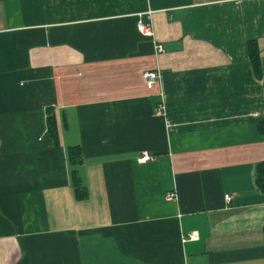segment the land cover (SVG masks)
<instances>
[{
    "label": "crops",
    "instance_id": "obj_1",
    "mask_svg": "<svg viewBox=\"0 0 264 264\" xmlns=\"http://www.w3.org/2000/svg\"><path fill=\"white\" fill-rule=\"evenodd\" d=\"M262 123L264 0H0V264H264Z\"/></svg>",
    "mask_w": 264,
    "mask_h": 264
},
{
    "label": "trees",
    "instance_id": "obj_2",
    "mask_svg": "<svg viewBox=\"0 0 264 264\" xmlns=\"http://www.w3.org/2000/svg\"><path fill=\"white\" fill-rule=\"evenodd\" d=\"M249 55H250V60H251V64L254 70V73L256 75L259 74V64H258V55L256 54L255 51H253L251 48L249 50ZM46 126H47V131L49 132L50 137L54 140V142H57V130H56V124H55V118L52 114L51 111H46ZM260 132L261 134L264 135V123H262L260 125ZM78 148H71L69 153H70V157L72 159V161H79L80 159V155L78 154ZM78 163V162H76ZM73 184H74V192H75V197L78 200H83L86 198L87 194L85 189L80 186V184L78 183V179L77 178H73ZM256 186L257 188L264 192V163L259 164L256 168ZM264 233V231H263Z\"/></svg>",
    "mask_w": 264,
    "mask_h": 264
},
{
    "label": "built area",
    "instance_id": "obj_3",
    "mask_svg": "<svg viewBox=\"0 0 264 264\" xmlns=\"http://www.w3.org/2000/svg\"><path fill=\"white\" fill-rule=\"evenodd\" d=\"M138 29L144 35H149L150 24L146 25V24H143V23L139 22L138 23ZM157 50L159 52H163L161 47H158ZM142 78H143V81L145 83V87L147 89H151L156 84V81L158 80V74L156 72H152V71H145L142 74ZM152 160H153V158L151 156H149L146 152H143L141 154L139 162L140 163H146V162H149V161H152ZM166 198L168 200H171V199L175 198V195L174 194H169ZM231 200H232V196L231 195H225L224 196V201H225L226 204H229L231 202ZM187 239H189L191 241H195V240H197V234L196 233H191V234H189L187 236Z\"/></svg>",
    "mask_w": 264,
    "mask_h": 264
}]
</instances>
